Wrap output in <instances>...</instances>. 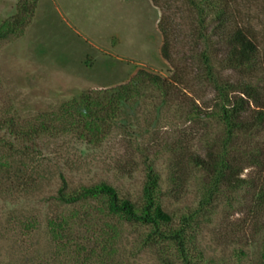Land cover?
<instances>
[{
    "label": "rangeland",
    "instance_id": "obj_1",
    "mask_svg": "<svg viewBox=\"0 0 264 264\" xmlns=\"http://www.w3.org/2000/svg\"><path fill=\"white\" fill-rule=\"evenodd\" d=\"M21 1L0 0V25L17 15ZM235 1L240 19L259 36L255 82L264 90V0ZM196 21L186 0H37L34 17L23 31L0 42V119H15L17 126L38 125L83 92L126 83L138 70L160 75L173 86L162 109L160 95L148 92L133 114V128L113 134L100 147L71 137L41 143L48 177L40 189L27 199L0 195V264H161L157 250L139 249L144 231L129 224L116 223L122 238L110 263H86L59 250L45 226L27 232L22 225L33 217L44 220L50 211L45 200L61 185L60 173L74 188L104 181L139 202L146 180L141 148H148L151 157L159 155L155 166L162 178L163 206L176 223L181 214L197 207L200 175L196 173L181 198L170 193L169 178L172 146L178 152L203 150L197 132L205 120L192 121L188 114L195 105L207 110L215 98L201 79L203 51L217 58L224 55L216 37L207 48L198 37ZM163 28L168 30L170 59L162 53ZM210 129V136L219 132L217 123ZM259 140L264 145V134ZM243 196L234 195L233 206L220 199L200 220L197 245L216 264H264V215L255 220ZM240 251L245 254L241 259Z\"/></svg>",
    "mask_w": 264,
    "mask_h": 264
},
{
    "label": "trees",
    "instance_id": "obj_2",
    "mask_svg": "<svg viewBox=\"0 0 264 264\" xmlns=\"http://www.w3.org/2000/svg\"><path fill=\"white\" fill-rule=\"evenodd\" d=\"M186 2L195 13L198 37L208 49L211 38L216 37L224 54L217 58L209 50L203 51L201 79L212 88L215 98L207 110L195 105L188 113L192 121L205 120L197 132L204 143L203 150L171 149L174 158L170 164V193L181 198L198 173L197 207L181 214L176 223L174 215L163 206L162 178L155 166L159 155L151 157L148 148H141L138 150L146 180L139 202L121 196L104 181L74 188L60 173L61 185L45 200L50 211L43 221L33 217L25 222L22 226L27 232L45 226L59 250L86 263H110L119 253L122 232L118 224H129L143 229L139 249L157 250L161 264H216L205 258L196 235L200 220L215 210L218 201L226 198L233 206L234 195L242 193L243 203L249 202L248 213L255 220L264 215V145L259 140L264 134V90L255 82L260 67L258 33L240 19L235 0ZM36 3L37 0L19 3L17 15L0 25V42L23 31L34 17ZM162 32V53L170 59L168 30L163 28ZM148 92L160 95L162 109L168 104L173 86L160 75L138 70L126 83L83 92L61 105L58 112L44 116L38 125L17 126L15 119H0V195L27 199L40 189L48 177L41 157V143L46 138L71 137L87 146L100 147L113 134L128 132L133 128V114L148 99ZM214 123L219 132L210 136ZM246 170L251 172L244 176ZM93 203H99V207ZM237 255L241 259L245 254L240 251Z\"/></svg>",
    "mask_w": 264,
    "mask_h": 264
}]
</instances>
